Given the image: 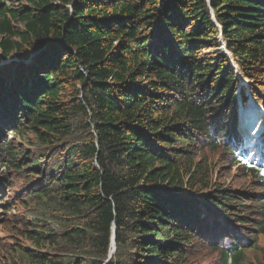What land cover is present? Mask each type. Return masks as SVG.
Segmentation results:
<instances>
[{
    "label": "trees",
    "instance_id": "trees-1",
    "mask_svg": "<svg viewBox=\"0 0 264 264\" xmlns=\"http://www.w3.org/2000/svg\"><path fill=\"white\" fill-rule=\"evenodd\" d=\"M220 34L258 96L264 0H0V264H264Z\"/></svg>",
    "mask_w": 264,
    "mask_h": 264
},
{
    "label": "rangeland",
    "instance_id": "rangeland-1",
    "mask_svg": "<svg viewBox=\"0 0 264 264\" xmlns=\"http://www.w3.org/2000/svg\"><path fill=\"white\" fill-rule=\"evenodd\" d=\"M6 1V3L7 4H13V5H18V4H20V2H21V0H5ZM213 14L211 13V17H212V20L214 21V23L216 24V20H215V17H213L212 16ZM251 87H250V85L247 83V81H246V79H243V78H241V80H240V84L238 85V88H237V94L239 95L240 94V91L241 90H243L244 91V93L245 94H247V93H249L250 91H251V89H250ZM257 91L259 92V94H260V96H264V94L261 92V91H259L258 89H257ZM251 106V107H250ZM237 108V107H236ZM249 108H251V110L252 111H256L257 110V112H258V110H259V112H263L264 113V110H263V106L261 105V103H259V101H258V99L257 98H253L252 99V101H250V102H248V103H246V104H244L243 106H240L238 109H235L236 111H235V113L237 114V116H238V118H237V120L235 121V125L238 127H240L241 126V119H242V117H239V114L241 113V112H247V113H250L251 114V112H249L248 111V109ZM242 110V111H241ZM251 115H253V114H251ZM260 118H262L261 116H259ZM243 122V121H242ZM236 127V128H237ZM245 132V131H244ZM219 164H222V161H220V160H218L217 161ZM227 163H225V165H226ZM5 191V190H4ZM8 194V193H7ZM4 195H5V192H4ZM1 198H3V196H0V199ZM14 209H16V205L14 204ZM10 226L11 225H9L8 227H7V224L6 225H2V226H0V253H5V247L8 245L7 243H8V233H9V229H10ZM257 241H258V245L261 247V248H264V234H260L259 235V237L257 238ZM112 254V253H111ZM111 254H110V256H111ZM245 256H246V258H248V260L250 261V262H253V263H255V261L257 260V259H259V258H261L260 257V252H258V251H256V250H253V251H251V250H247L246 252H245Z\"/></svg>",
    "mask_w": 264,
    "mask_h": 264
},
{
    "label": "bare ground",
    "instance_id": "bare-ground-1",
    "mask_svg": "<svg viewBox=\"0 0 264 264\" xmlns=\"http://www.w3.org/2000/svg\"><path fill=\"white\" fill-rule=\"evenodd\" d=\"M248 111L251 112V114H253V117H252L253 119H256L257 118V121H258L257 124H258V126L260 128H263L264 127V125H263L264 124V113L263 112L262 113L259 112V110H258V112H257V110L256 111H252L251 108H249ZM241 113L243 114V112H241ZM245 113H246V115L248 117H251V114L250 113H247V112H245ZM259 116H261L262 118H260ZM240 122H241V126L242 127H245L244 124H243V122H242V120ZM250 124H251V122L245 123V125H250Z\"/></svg>",
    "mask_w": 264,
    "mask_h": 264
},
{
    "label": "water",
    "instance_id": "water-1",
    "mask_svg": "<svg viewBox=\"0 0 264 264\" xmlns=\"http://www.w3.org/2000/svg\"><path fill=\"white\" fill-rule=\"evenodd\" d=\"M208 1V0H207ZM213 16V15H212ZM219 31L221 32V29L219 28ZM221 37V36H220ZM33 55V53L30 54L29 58L24 60L26 63L29 62L30 57ZM4 62H8V61H2L1 63ZM114 234H115V229L113 227V234H112V238H111V245H112V251L110 252V254L114 251L115 245H114ZM110 256V255H109Z\"/></svg>",
    "mask_w": 264,
    "mask_h": 264
}]
</instances>
